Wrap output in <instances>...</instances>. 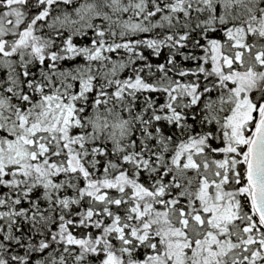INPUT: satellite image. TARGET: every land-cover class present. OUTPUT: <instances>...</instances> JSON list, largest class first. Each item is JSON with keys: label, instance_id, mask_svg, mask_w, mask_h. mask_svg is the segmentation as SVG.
I'll use <instances>...</instances> for the list:
<instances>
[{"label": "snow or ice", "instance_id": "obj_1", "mask_svg": "<svg viewBox=\"0 0 264 264\" xmlns=\"http://www.w3.org/2000/svg\"><path fill=\"white\" fill-rule=\"evenodd\" d=\"M0 264H264V0H0Z\"/></svg>", "mask_w": 264, "mask_h": 264}]
</instances>
